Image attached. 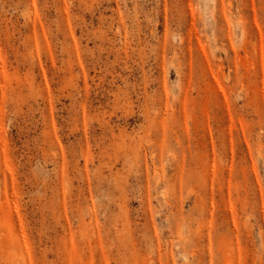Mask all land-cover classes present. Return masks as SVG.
Here are the masks:
<instances>
[{"label":"rangeland","instance_id":"rangeland-1","mask_svg":"<svg viewBox=\"0 0 264 264\" xmlns=\"http://www.w3.org/2000/svg\"><path fill=\"white\" fill-rule=\"evenodd\" d=\"M0 264H264V0H0Z\"/></svg>","mask_w":264,"mask_h":264}]
</instances>
